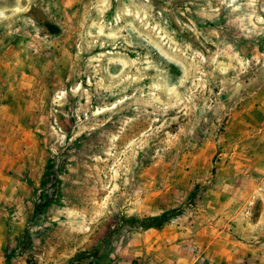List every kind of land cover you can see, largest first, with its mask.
<instances>
[{"label":"rangeland","instance_id":"1","mask_svg":"<svg viewBox=\"0 0 264 264\" xmlns=\"http://www.w3.org/2000/svg\"><path fill=\"white\" fill-rule=\"evenodd\" d=\"M202 196L264 264V0H0V264H121Z\"/></svg>","mask_w":264,"mask_h":264},{"label":"crops","instance_id":"2","mask_svg":"<svg viewBox=\"0 0 264 264\" xmlns=\"http://www.w3.org/2000/svg\"><path fill=\"white\" fill-rule=\"evenodd\" d=\"M247 195V192H245ZM205 196L199 199L200 221L194 233L174 232L170 235L164 230L147 228L143 233L127 238L125 245L118 248L121 264H251L253 248L246 236L237 235L236 229L242 220L245 205L234 206L226 216L214 217L217 212L210 211L214 205H206ZM213 213L212 216L209 214ZM222 213V212H221ZM233 213V214H231ZM209 215V216H208ZM214 218L211 222L208 219ZM230 221L236 223L231 228ZM194 229V228H193ZM153 234L154 237L149 236ZM192 235V238L187 236ZM192 243L194 252L188 248ZM125 257V258H123ZM123 258V259H122ZM132 258V259H131ZM113 259L100 258L97 264H114Z\"/></svg>","mask_w":264,"mask_h":264},{"label":"trees","instance_id":"3","mask_svg":"<svg viewBox=\"0 0 264 264\" xmlns=\"http://www.w3.org/2000/svg\"><path fill=\"white\" fill-rule=\"evenodd\" d=\"M195 194V187L191 190L190 198H193ZM179 212V209L173 208V209H167L164 210L156 215L150 216L148 218H130V222L136 223L139 227L142 229L147 228H155L158 229L162 226V224L166 223L171 217L176 215ZM85 255L84 252L79 253L75 255L74 257L70 258L69 262L73 260L74 258H77L78 256Z\"/></svg>","mask_w":264,"mask_h":264}]
</instances>
